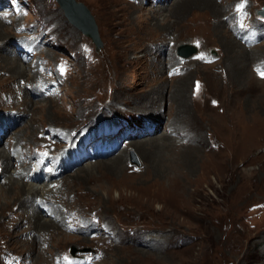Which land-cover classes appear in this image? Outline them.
Here are the masks:
<instances>
[{
  "label": "rangeland",
  "instance_id": "1",
  "mask_svg": "<svg viewBox=\"0 0 264 264\" xmlns=\"http://www.w3.org/2000/svg\"><path fill=\"white\" fill-rule=\"evenodd\" d=\"M77 1L0 12V264H264V0Z\"/></svg>",
  "mask_w": 264,
  "mask_h": 264
},
{
  "label": "water",
  "instance_id": "2",
  "mask_svg": "<svg viewBox=\"0 0 264 264\" xmlns=\"http://www.w3.org/2000/svg\"><path fill=\"white\" fill-rule=\"evenodd\" d=\"M57 1L60 7L64 10V13L69 21L81 32H83L84 35L89 36L94 41L97 48H100L102 46V42L100 41L98 26L88 8L77 0ZM260 14L264 15V10H261ZM184 55L187 56L186 54Z\"/></svg>",
  "mask_w": 264,
  "mask_h": 264
},
{
  "label": "bare ground",
  "instance_id": "3",
  "mask_svg": "<svg viewBox=\"0 0 264 264\" xmlns=\"http://www.w3.org/2000/svg\"><path fill=\"white\" fill-rule=\"evenodd\" d=\"M203 1V0H202ZM209 2H210V0H209ZM209 5H211V4H209ZM61 10L64 12V10L61 8ZM64 15H65V13H64ZM217 15V14H216ZM66 16V15H65ZM66 18H67V16H66ZM68 19V18H67ZM68 21H69V19H68ZM70 22V21H69ZM71 23V22H70ZM72 24V23H71ZM74 27H76L74 24H72ZM77 28V27H76ZM78 29V28H77ZM79 30V29H78ZM80 31V30H79ZM83 33V32H82ZM22 52L23 53H26L27 51L22 47ZM198 52H196L195 54H197ZM184 51L182 50V51H179L178 52V55L180 56V57H183L184 56ZM194 54V55H195ZM21 59V58H20ZM19 59V61H21ZM19 71H20V73H24V72H26L25 71V68L24 67H20V69H19ZM240 74V73H239ZM19 76V75H18ZM27 76V75H26ZM19 89V88H18ZM20 90V89H19ZM24 90H26L27 91V93L26 94H32L30 91H28L26 88H24V89H22V90H20V91H24ZM11 93L14 95V93L15 92H12L11 91ZM1 100H2V102H1ZM9 101V102H8ZM7 102L6 101H3V99L0 97V104H1V107H4V104L5 105H10V103H14L15 102V105L16 104H18L19 103V100H16V99H9ZM7 115H14V114H7ZM7 115H3V114H1L0 113V118H5V116L7 117ZM2 120V119H1ZM163 145V144H162ZM156 146V145H155ZM10 150V149H9ZM153 150V149H152ZM155 153V152H154ZM13 155V156H12ZM144 156V155H143ZM148 156V155H147ZM0 158H2L3 160H4V162H11L13 159H18V160H22L23 158H24V154H19V153H17V154H15V152H13V153H9V154H7L6 155V153H5V151L3 150V151H0ZM146 158V157H145ZM131 159H132V155H131ZM135 159H136V157H135ZM157 159V158H156ZM120 160H122V159H120ZM150 160V159H149ZM120 161L118 160V162L117 161H115L114 162V165H112V166H110L108 169H111L112 170V173L114 174L115 172H117V170L120 168L119 166H117L118 164H120L119 163ZM2 166H3V164H2ZM38 169V168H37ZM4 170H6V168L4 169ZM20 176V173L19 174H17V175H15V177H11V178H9L8 179V184H11L12 186H17L18 184H19V181L17 182L16 181V177H19ZM6 183V182H5ZM7 184V185H8ZM22 185H25V184H23L22 183ZM19 186V185H18ZM20 187V186H19ZM37 186L36 185H31L30 186V188H29V193H30V195H33V194H31V193H35L36 191L38 192L39 191V189L37 190V188H36ZM22 189V188H21ZM46 189H47V186H46ZM36 190V191H35ZM109 195V194H108ZM29 196V195H28ZM121 197V196H120ZM119 197V198H120ZM28 203V202H27ZM93 211V210H92ZM90 218V217H89ZM92 218V217H91ZM6 238V237H5ZM8 238V237H7Z\"/></svg>",
  "mask_w": 264,
  "mask_h": 264
},
{
  "label": "snow or ice",
  "instance_id": "4",
  "mask_svg": "<svg viewBox=\"0 0 264 264\" xmlns=\"http://www.w3.org/2000/svg\"><path fill=\"white\" fill-rule=\"evenodd\" d=\"M258 74L261 75V77H264V71H259L258 70Z\"/></svg>",
  "mask_w": 264,
  "mask_h": 264
}]
</instances>
